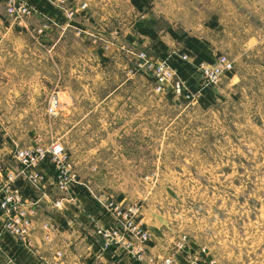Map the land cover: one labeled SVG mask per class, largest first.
<instances>
[{
	"label": "rangeland",
	"instance_id": "374dc122",
	"mask_svg": "<svg viewBox=\"0 0 264 264\" xmlns=\"http://www.w3.org/2000/svg\"><path fill=\"white\" fill-rule=\"evenodd\" d=\"M5 1L0 0V25L7 22ZM67 1L71 5L77 2L78 8L85 4L84 11L92 15L91 24L100 21L105 12L100 9L104 0ZM110 1L112 5L116 2ZM126 1L118 0L121 16L136 20L137 12ZM155 1L161 13L157 22L161 32L172 27L183 35L185 23L202 32L206 23L217 17L219 31L205 30L201 41L215 50V56L233 62L231 77L226 76L212 89L213 106L202 111L193 102L174 99L167 90L156 93L154 83L134 70L131 56L124 51L114 47L103 53L89 40L91 47L110 57L106 71L113 78L108 86L118 82V74H114L118 60L138 79V128L132 142L81 143L87 149H97V156L70 159L73 169L91 192V199L110 193L105 191L107 187L114 198L121 192L126 196L124 203L141 205L152 238L162 237L172 250L185 238V250L198 252L191 258L194 264H264V176L258 173L259 154L264 153V0ZM114 26L111 32L119 31L117 21ZM150 45L143 37L131 48L147 51ZM164 45L171 54L181 46L167 41ZM195 78L199 82L200 78ZM49 97L44 94L38 102L44 111ZM16 114L12 110V118L4 124L0 110V143L5 142L11 156L14 144L28 145L35 138L42 143L54 140L51 129H41L38 137L31 134L37 127L28 120L20 126L13 120ZM39 116L43 123L52 118L40 111ZM105 117L98 112L91 116L92 131L97 135V123ZM114 150L124 157H115ZM0 163L3 165L1 158ZM202 248L206 252H200Z\"/></svg>",
	"mask_w": 264,
	"mask_h": 264
},
{
	"label": "crops",
	"instance_id": "0c3cea01",
	"mask_svg": "<svg viewBox=\"0 0 264 264\" xmlns=\"http://www.w3.org/2000/svg\"><path fill=\"white\" fill-rule=\"evenodd\" d=\"M29 2L33 7L30 18L17 25L8 21L0 25L2 34L0 37V110L4 115L1 122L8 123L12 118L13 110L14 114L17 111V116L13 117V120H18L20 126L28 120L29 124L37 127L31 134L38 137L42 132L41 129H51L54 131V140L63 145L70 159L97 156V149H87L81 143L132 142L138 128V79L124 70L126 65L124 61L118 60L119 69L114 73L118 74L116 75L119 78L118 82L108 86V81L113 78L109 77L106 71V64L110 57L89 45L90 39L87 37V32L97 34L105 32L111 35V29L115 27L114 22L117 21L119 33L116 50H120V47L132 49L131 46H136L139 38L145 37L151 42L147 52H152L151 47L155 40L134 29L136 22L151 19L154 22L152 31L156 40L163 44L166 41L177 42L181 44L179 51H185L188 43L184 44L183 41L178 42L172 39L167 30L166 32L158 31V15L161 13L157 11L155 0H151L149 7L142 12L137 11L130 4V0H127L126 2L131 5L130 8L138 14L136 20L132 21L123 19L118 0L113 1V5L110 0H104L100 9L102 7L105 12L100 17V21L94 20V24H91L92 15L79 9L77 2L74 3L76 7L71 5V1L68 2L71 8L76 9V15L71 23H67L61 10L48 6L43 0H29ZM92 14L95 13L92 12ZM186 20L187 17L183 21ZM95 29L99 31L93 32L92 30ZM219 29L220 23L217 17L204 26V31L211 33L218 32ZM170 30L175 33L172 27ZM183 31L185 37L202 42L204 31L188 27L186 23ZM161 33L164 35L159 36ZM254 42L257 41L254 39ZM205 45L207 46L203 48V52L213 59L215 50L208 49V44ZM207 49L210 54L206 53ZM146 80L150 79L146 78ZM150 82L153 83L151 80ZM207 91L212 93V89ZM206 93L205 91L201 97H204ZM44 94L55 95L60 102L58 114L50 118L49 123H43L39 116V111L45 115L44 109L38 105ZM213 99L215 101L214 95ZM176 100L187 103L181 99ZM214 101L205 105L204 102L200 103L196 100L193 105L206 111L213 106ZM109 111H113L114 114H108ZM32 112L35 113L33 118H27V114L31 115ZM96 112L106 116L103 120L99 119L97 123L98 135L92 131L91 123V116ZM133 129L136 134H133ZM35 141L38 139L35 138L33 142ZM11 152L5 147V142L0 143V158L3 161V165L2 163L0 165L5 171H14L16 168L15 161L11 160ZM113 153L115 157H124L118 150H114ZM42 170L46 174V180L34 195L39 199V206L32 234L33 243L38 248L40 257L50 261L54 251H60L63 255L60 264H135L126 261L118 263L111 258V252H102L94 242L95 228L113 225L115 223L113 215L104 211L103 207L96 204L89 195L83 194L86 192L83 187H77L68 193L59 191L55 188L48 169ZM258 173L264 176L263 152L259 154ZM78 179L82 182V179L79 177ZM15 185L22 187V182L17 181ZM105 191L110 192L108 193L110 195L112 193L107 187ZM116 194L117 201H126V196L121 192ZM60 199L62 200L60 207L55 208L53 203ZM142 214L140 218L145 224ZM44 220L51 221L57 230L49 244L42 243L40 239L39 223ZM10 244L11 247L14 246L13 243ZM148 250L154 257H170L171 264H194L191 258L195 257L193 254L198 253L194 252V249L191 251L193 254L188 251L176 252L172 250L168 241L154 235L153 238L151 236ZM15 256L18 264H37L35 257H29L23 251H16Z\"/></svg>",
	"mask_w": 264,
	"mask_h": 264
},
{
	"label": "built area",
	"instance_id": "2783aa9c",
	"mask_svg": "<svg viewBox=\"0 0 264 264\" xmlns=\"http://www.w3.org/2000/svg\"><path fill=\"white\" fill-rule=\"evenodd\" d=\"M48 6L61 10L67 23H71L76 15V9L68 5L67 0H43ZM85 4L79 9L84 10ZM33 14L29 0H6L5 18L14 25L20 24ZM92 44L99 45L103 53L116 47L118 31H113L110 37L103 34L87 32ZM120 50L130 55L134 70L140 72L154 83L156 93L165 90L186 102H195L205 91L217 87L220 81L232 73L233 62L226 56H215L212 62L194 63L197 55L196 48L183 52L172 53L166 58L155 57L147 51ZM176 55L180 62L181 72L188 74L191 79L198 76L189 84L188 78H182L180 72L173 69L168 58ZM191 87H195L192 91ZM60 110V102L55 95L49 97L45 108L48 117H55ZM12 158L16 163L14 171H5L0 165V264H18L16 251H23L29 257H35L37 264H60L62 253L54 251L50 261L43 260L36 245L33 243V224L35 222L39 199L36 193L46 180L42 169L47 168L56 189L68 193L77 187H83L91 194L73 169L72 162L63 145L56 141L32 142L25 146L14 144ZM22 182V187L15 183ZM92 195V194H91ZM92 197V196H91ZM93 201L103 207L104 211L115 218V223L94 230V242L102 252H111V258L119 262L135 264H171L170 257H154L149 254L151 235L142 222L141 205L127 204L117 201L108 193L92 197ZM62 200L55 201L53 206L59 208ZM56 226L49 220L39 223L41 242L49 244L56 232ZM185 238L174 244L176 252L185 253ZM13 243L14 246L11 247ZM200 252H206L204 248ZM210 261L209 264H213Z\"/></svg>",
	"mask_w": 264,
	"mask_h": 264
},
{
	"label": "trees",
	"instance_id": "16d2710c",
	"mask_svg": "<svg viewBox=\"0 0 264 264\" xmlns=\"http://www.w3.org/2000/svg\"><path fill=\"white\" fill-rule=\"evenodd\" d=\"M150 2L151 0H130V4L139 12H142L144 9L148 8L150 5ZM153 25H154V22L151 19L150 20L142 19L134 24V29H136V31H138L140 34L148 36L149 38L155 40L151 47L152 52H149V53H152L154 56L158 55L159 58H166L171 53H166L165 45L161 41L155 39L156 36L154 32L152 31ZM167 32L172 39L178 42L183 41L184 44L188 43L186 49H190V48L197 49V55L194 60L195 64H198L200 62H207V63L212 62V59L203 52V48L206 46L205 43L200 42L194 38L185 37V35L178 36L176 33H174L170 29H167ZM179 52H183V50ZM168 63L173 69L180 72V75L182 76V78H185V77L188 78L189 84L193 82L194 77L193 79H191V77L188 74L181 72L180 62L177 60L176 55H171L168 58ZM230 75L231 73H229L227 77H229ZM191 89L192 91H195V87H191ZM206 92L207 93L205 94V96L198 97L197 101L200 103L204 102L205 105H209L214 101V99H213V95L211 91H206ZM81 192H83V190H81ZM83 194L88 196V193L86 192L85 193L83 192Z\"/></svg>",
	"mask_w": 264,
	"mask_h": 264
}]
</instances>
